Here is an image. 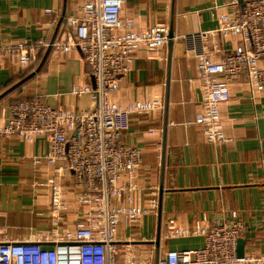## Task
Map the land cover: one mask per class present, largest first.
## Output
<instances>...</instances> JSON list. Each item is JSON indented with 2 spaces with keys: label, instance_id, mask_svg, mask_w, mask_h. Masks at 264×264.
<instances>
[{
  "label": "crops",
  "instance_id": "obj_1",
  "mask_svg": "<svg viewBox=\"0 0 264 264\" xmlns=\"http://www.w3.org/2000/svg\"><path fill=\"white\" fill-rule=\"evenodd\" d=\"M229 1L127 0L124 5L123 19L134 21L138 29L162 25L173 38L158 51L137 53L112 98L121 105L155 99L163 104L148 114L132 115L123 135L126 145L143 151L137 202L150 212L134 226H119L114 243L118 264L156 263L171 251L203 247L201 236L174 233L230 221L233 213L246 226L241 238L245 256L264 252V92L255 100L245 77L233 82L231 99L221 108L229 143H208L195 124L203 95L194 55L188 51L192 42L186 37L204 33L197 44L215 60L228 55L238 40L215 32L212 9L225 10ZM80 6L79 0H0V47L20 41L46 44L38 47L30 66L21 67L15 58L0 60V128L8 123L11 107L24 99L37 98L77 113L93 106L88 94H72L74 85L94 83L81 53L59 57L51 48L36 72L52 40L61 36L67 18ZM151 130L156 133L150 135ZM48 151L46 139L28 143L0 135V244L50 246L101 237V227H85L75 206L60 222L53 218L47 193L37 187L51 169L34 162ZM70 199H75L73 194Z\"/></svg>",
  "mask_w": 264,
  "mask_h": 264
},
{
  "label": "built area",
  "instance_id": "obj_2",
  "mask_svg": "<svg viewBox=\"0 0 264 264\" xmlns=\"http://www.w3.org/2000/svg\"><path fill=\"white\" fill-rule=\"evenodd\" d=\"M79 1L80 8L67 18L61 36L49 46L59 57L81 53L94 83L74 85L72 94H88L93 106L77 113L37 98L20 100L11 107V117L0 128V135L28 143L46 139L48 153L34 157V162L51 169L49 177L41 176L37 182L49 197L50 213L60 222L75 206L82 212L84 226H99L102 235L60 240L50 246L43 242L2 243L0 264H118L114 243L119 226H134L150 212L137 202L143 151L126 145L123 135L132 115L148 114L162 109L163 104L155 99L121 105L112 98L137 53L162 49L169 41L168 30L162 25L138 29L134 21L123 19L127 0ZM212 16L217 34L238 40L228 55L215 60L204 45L197 44L204 33L186 38L192 42L188 51L194 55L203 95L195 124L208 143L223 144L232 141L222 127L221 108L231 99L233 82L245 77L255 100L264 92V0L244 4L230 0L225 10L214 7ZM42 45L46 44L20 41L0 47V60L15 58L21 67L30 66ZM156 147L161 152L162 142ZM70 181L72 186L67 184ZM71 194L75 199H70ZM245 232L237 213L230 221L209 228L178 230L177 237H203V247L171 251L147 264H264V252L238 255V242Z\"/></svg>",
  "mask_w": 264,
  "mask_h": 264
},
{
  "label": "water",
  "instance_id": "obj_3",
  "mask_svg": "<svg viewBox=\"0 0 264 264\" xmlns=\"http://www.w3.org/2000/svg\"><path fill=\"white\" fill-rule=\"evenodd\" d=\"M168 36H169V41H168V43H172L173 32L170 31V33H169ZM53 42H54V39L52 40V43H53ZM50 50H51V46H50V48L48 49L47 54L45 55L43 61L41 62L40 66L38 67V69H37L36 72H38V71L41 69V67L43 66L44 62H45L46 59H47L48 54L50 53ZM244 246H245V241L242 240V239H240L239 242H238V255H239L240 257L245 256V253H244Z\"/></svg>",
  "mask_w": 264,
  "mask_h": 264
}]
</instances>
